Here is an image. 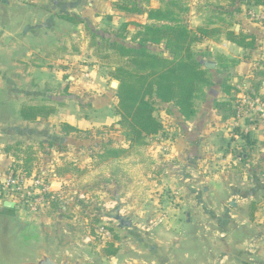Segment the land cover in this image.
Wrapping results in <instances>:
<instances>
[{"label":"rangeland","instance_id":"1","mask_svg":"<svg viewBox=\"0 0 264 264\" xmlns=\"http://www.w3.org/2000/svg\"><path fill=\"white\" fill-rule=\"evenodd\" d=\"M134 1L136 5L139 4L143 8V4H140L139 0ZM176 2L173 10L177 11L181 19H184L188 25L187 7L181 1L176 0ZM204 3L214 7L215 1ZM238 7L247 8L240 0L236 2L234 9ZM247 10H250V17L252 14L254 15L252 17L254 19L256 14L253 9L248 8ZM137 24L139 23L131 27L128 25L124 31L119 28L120 26L115 27L109 31L110 34L102 36L132 45V35L138 29ZM80 30L83 31V26L80 27ZM115 33H119V35L116 36ZM86 36L88 39V35ZM67 37L64 35L60 39L69 42ZM158 48L161 47L155 45L148 47L154 52H159ZM42 57H46L45 53L39 52L37 48L26 51H18L16 48L11 51L9 63L13 69L15 82L5 88L0 84V126L9 132L11 129V132L17 131L16 128L21 130V126L25 124L19 114L21 104L46 103L52 105L53 103L59 113L48 119L45 118L39 123L34 121L35 123L31 122L27 125L33 129L29 137H36L35 128L38 130L41 128L39 135L42 137L40 138L48 142L52 138L57 139L55 132H57L59 124L56 123L62 118H67V115L71 114L69 111L76 107L71 103V98H68L71 91L69 92L67 87L65 92L62 87L64 83L69 84L71 81L66 79L69 73L63 74L62 72L64 70L63 62L66 59L62 63L57 61L51 62V64L48 63L49 60H45L47 64L41 65ZM37 63L43 67H36L34 64ZM108 69L106 66L99 68L97 73L104 77L105 91L111 100L110 97H114L113 90L116 89L110 84L114 79L108 75ZM49 77L59 82L58 90L55 86L51 90L44 91L45 86L37 84V87L42 89L46 96L44 99H48V101L34 98L36 86L32 84L36 83L35 80L41 82ZM82 77L86 80L92 78L89 73L83 74ZM260 77L264 78V76ZM237 86L244 89L240 84ZM235 88L240 92L238 87ZM76 89V96H74L77 98L84 96L86 92L88 94L86 98H90L93 93L92 89H88V91L78 87ZM241 93L233 100L236 111L240 102H247L250 98H254L249 96L247 91ZM63 103L68 105L67 108L61 107ZM79 103L82 106L90 105L89 99L83 102L80 98ZM69 104L73 105V108L69 107ZM158 104H156V114L161 120H164L162 113L164 114L166 109L158 107ZM86 109L82 110V115L88 114ZM77 112L80 111H72L75 119L81 117ZM103 115L107 117L105 120H109V117L112 118L114 115L113 103ZM239 116L247 119L249 124L255 122L252 120L261 119L256 115H253L255 117L248 116L246 112L239 113ZM68 118L71 119V116ZM92 118H97V116ZM100 119L102 120L101 117ZM5 124H12L11 126L15 127L10 129ZM119 128L118 121L110 122L107 125L92 126L89 129L79 128L80 131L71 132L70 137H60V140L57 141L59 145L56 147L49 149L45 145L40 148L38 156L41 161L32 166L33 171L31 170L29 175L23 172L21 167L16 171L12 170L13 153L9 156L4 152L5 145L16 142L13 139L17 132L1 135L0 231H8L16 244L26 249L29 245L40 241L41 231H50L51 234H48L52 238L61 236L64 241V250L67 253L81 254L89 261V264H129L132 261H137L140 251L135 240L139 237H151L164 247L170 245L175 249L178 247L177 250L180 254L184 252L187 255L195 256L198 249L201 248L203 240L210 239L214 232L207 219L203 217V214L201 215V206L215 205L219 210L224 209L225 212L233 210L236 205L235 199L229 197L227 193L232 192L229 188L240 191L239 186L241 188L242 184L240 174L243 175L248 170L242 165L244 163L240 161V157L245 156L252 161L251 154L258 150L257 144L254 143L256 148L251 149L236 131V134L230 132L229 135L221 139L220 154L235 155L237 165L231 166L232 163L229 165L230 161L220 165L213 164L214 159L210 158L211 163L207 164L208 162L205 161L206 163L199 166L184 158L182 161L177 154L171 155L166 140L174 141L175 138H169L168 134L158 137L150 136L145 145L129 147ZM49 131L53 133H49ZM60 131L59 133L62 134ZM238 131L246 134L245 129ZM17 135L23 136L20 133ZM108 141H110V146L121 147L125 151L118 157L110 156L98 161L97 155L102 152ZM67 142L70 145H67ZM232 151H235L234 154ZM211 152L214 150L207 149L203 151V156L206 158ZM62 161L68 164H64ZM15 164H22V162L17 161ZM57 165L61 167L60 171L55 170ZM251 168L252 171L249 172L253 197L249 198V203L245 201V203L247 202L246 207L243 205V207L239 206V209L237 207L235 209H238L236 213L244 217L247 222L243 221V227H241L245 234L242 235L240 229L238 232L244 238H252L251 249L255 252L254 259L248 262L233 261L231 264H264V226L262 227V223H260L264 219V210H261V201L264 200L261 199V182H263L261 173L263 171L259 169L261 166L257 163H253ZM192 173L198 174L202 178H194L195 176L191 178ZM18 174H23V177L14 178L12 183H6L7 177L11 175L16 177ZM179 174L184 175V179H180ZM206 175H209L210 178L206 179ZM52 180L57 181L58 184H54L57 187H52V184L55 183ZM247 180L245 184H249ZM228 183H236V187L232 185L228 188ZM45 185L49 188L47 191L42 190ZM19 186L26 190L32 188L33 196L37 194V197H33L32 205L28 204L26 196L22 195L21 189H18ZM207 191L215 192L217 197L213 199L215 195L209 196ZM4 202H13V204L5 206ZM249 212H252V217H249ZM117 216L130 219L133 224L131 229L121 228L116 219ZM241 220H236L237 226L240 225ZM112 249L115 250V253H108Z\"/></svg>","mask_w":264,"mask_h":264},{"label":"crops","instance_id":"2","mask_svg":"<svg viewBox=\"0 0 264 264\" xmlns=\"http://www.w3.org/2000/svg\"><path fill=\"white\" fill-rule=\"evenodd\" d=\"M180 1L185 7H187V21L189 28L194 29L199 26H208L212 28L217 27L221 30V34L217 40L208 38L193 45L195 56L202 65L204 62L212 63V67L208 68L203 65V67L208 69L210 73L212 85L205 89L203 99L197 101L196 113L190 119H185L173 104L159 102L157 106L166 109L164 114L162 113V116L164 115V120H161L163 122V129L156 135H153V137H158L163 134H168L171 139L174 137V141L166 140V143L171 151V155H179L182 161L184 158L189 162L201 166L206 163L205 161L208 162L207 164L211 163L209 160L211 158L214 159L213 164L220 165L221 163L230 161L229 165L232 163L231 166H235L237 165L235 155L233 156L230 153L220 154V150H222L220 144L222 141L221 139L222 137L225 138L229 135L230 132H232L231 134L235 133L234 129L236 127L240 130L245 129V133L248 134L251 140L255 141V144H257L258 150L253 151L254 153L251 154L252 161L248 160L246 157L244 164H242L245 168H248V170L247 172H244L243 175L240 174L242 177L240 179L242 180L241 188L239 186L240 191L235 190L234 188H229L232 185L236 187V183H228V188L232 190V192L227 193V195L235 199L234 201L236 205L234 206L238 209L239 206L243 207L244 205L246 207L247 202L245 203V201H248L250 197H253L252 185L250 184V172L252 171L251 166L253 163L260 165L261 168L259 169L263 171L261 173L263 180V182H261V199H264V116L261 117V119L252 120L255 122L249 124L247 119L245 120L244 117H240L238 114L235 117H225L221 111L214 107V103L216 101L227 100L229 97V95L221 90V83L225 78L230 84L235 85V87L240 89V92L237 91V96H240L242 91H247L252 82H261L259 94L264 95V78L256 75V72L264 69V20L258 18L259 16L261 17V15H264V13L262 12L261 6L255 5H246L247 8H242L240 12H232L234 7L226 5L223 0H214V7L211 4L207 3V5H205L206 3H204L211 0H178V2ZM117 2H119V0H0V14L4 16L3 18H6L9 21L12 29L21 28L29 19H41L44 21L48 17H51L55 20L54 28L46 30L45 33L43 30L41 35L38 34L40 35L39 37H29L20 47L17 48V50L26 51L31 48H37L39 52L43 53L45 48L52 44L64 46L66 48L65 52L56 58L42 57L41 62L43 61V63H41V65L47 64L45 60H49L48 63L51 64V62L57 61H59L58 63H62V61L66 59L65 62H63L64 70H62V72L63 74L69 73V75L66 76V79L71 81L69 84L64 83L62 87L65 92L67 87V90L69 92L71 91V95L69 94L68 98H71V103H73L76 108H73V105L71 104H69V107L74 110H79L80 112L77 113H79L81 117L76 119L73 118L72 111L74 110H68L71 114H68L67 116H71V119L68 117L65 119L62 118L56 124L66 122L77 128L89 129L92 126L107 125L110 122L118 121L119 117L115 113L112 115V118H108L109 120H105L107 117L103 115L106 114L107 108L112 106V103L113 107L116 104L115 90H113L114 97H110V100L107 91H105L104 77L97 73L99 68L101 69L105 66H102L96 61L87 50L88 39L86 36H89L88 33L90 32L100 35L110 34L109 31L111 29L119 27L125 22L129 23V27L134 26L136 23L144 24L148 22L147 14L145 12L134 13L123 11L116 7ZM170 2V0H139V3L143 4V10L147 8L165 7ZM216 5H222L224 8H228L227 10L229 13L222 12V9L220 7L217 8ZM248 8L253 9L255 12L256 16L254 19L252 18L254 17L253 14L252 17L249 16L250 10H247ZM81 26H83V31L80 30ZM224 29L225 31L233 29L236 34L243 33L253 35L256 42L255 48L251 50L244 49L227 40ZM64 35L65 37L68 36L67 41L69 42L61 41L62 39L60 38ZM76 41L79 42L76 43ZM150 45L155 44H149L148 47ZM155 46L161 47L160 49L158 48V51L161 54L165 56L168 55L167 51L163 49L162 44H157ZM34 65L40 68L43 67L38 63ZM87 73L92 76L91 79L86 80L82 77L83 74ZM35 82V84H32L36 86V96L34 98H41L39 100L46 101H48V99H44L46 96L42 89L37 87V84L45 86L44 91L51 90L59 85V82L57 80L54 81L51 77L41 82L35 80ZM237 83L243 86L244 89L237 86ZM76 87L85 91L92 89L93 93L91 92L92 95L90 98H86L88 95L86 94L87 92L84 93V96H78L77 98L75 97V92L77 91ZM99 91L100 93H98ZM80 98L83 102L88 101L89 99L90 105L82 106L81 103H79ZM49 100L53 101L51 99ZM52 105L54 104L52 103ZM232 105L234 108L233 101ZM67 106L68 105L65 103L61 105L62 108H67ZM84 109L88 110L87 113L89 115L81 114ZM57 110L58 108H56L55 112L48 118L59 113ZM96 116L97 118H92ZM41 120L44 119H37L35 122L39 123ZM23 121L26 126L28 123L31 124L30 121ZM39 129L41 130V128ZM59 131L60 129L57 127V132H55V134H57V139L55 140V138H52L48 142H45L40 138L42 135L39 134H37L36 137L31 138L22 137L16 141L32 145L42 143L43 146L47 145L50 149V147L52 148L59 145L57 141L60 140V137L65 138L71 136V133L66 134L60 131L62 133L60 134ZM49 133L53 132L49 131ZM235 134L234 136H236ZM67 145H70L69 142H67ZM255 146L256 145H253L249 148L254 149L256 148ZM207 149L214 150V152H211V154H208L205 158V156H203V151ZM234 152L235 151H232L233 154ZM218 154H220V156H218ZM40 161L41 158H39V162ZM228 172L231 173L230 171ZM178 176L181 177L180 179H184V175L182 176L179 174ZM190 176H192L191 178L194 176V178H202V176L193 173ZM205 178L208 179L210 176L206 175ZM56 180H52L55 181V183L52 184V187L58 184ZM246 180L249 181V184H245ZM215 194V192L210 193L207 191V195L209 196ZM216 197L217 195H215L213 199ZM262 201L261 210H264V200ZM238 209H234L233 212L237 217V221L242 219L240 226L243 227L242 222H247L244 217H241L239 216V213H236V210ZM260 223H262L261 226L263 227L264 219Z\"/></svg>","mask_w":264,"mask_h":264},{"label":"trees","instance_id":"3","mask_svg":"<svg viewBox=\"0 0 264 264\" xmlns=\"http://www.w3.org/2000/svg\"><path fill=\"white\" fill-rule=\"evenodd\" d=\"M170 1L165 7L144 10L134 0H119L116 3V7L123 11L147 14L148 22L137 24L138 29L132 35V45L93 32L88 36L87 50L102 66L108 67V75L118 81L114 113L119 117V129L129 147L145 145L148 137L162 131L163 122L156 114L157 103H171L185 119H190L196 113L197 101L203 99L205 89L212 85L210 73L196 58L193 45L208 38L217 40L220 30L208 26L189 28L177 11L173 10L176 1ZM223 1L226 5L235 7L239 0ZM240 1L245 5L261 6L264 13V0ZM216 7L229 13L228 8L222 5ZM240 10L239 7L233 8L232 12ZM128 25L125 22L119 28L124 31ZM224 32L227 40L244 49L251 50L256 46L253 35L236 34L233 29ZM149 44H162L168 55L149 50ZM65 49L64 46L52 44L45 48L44 53L46 57L56 58ZM256 75L264 76V71L259 70ZM260 85L261 82H252L247 94L257 96L264 102V95L259 94ZM221 90L229 97L227 100L216 101L214 107L225 117L237 116L232 105V101L237 98L238 90L235 85L225 78L221 83ZM55 110L54 105L46 103L21 104L19 114L23 120L34 122L48 118ZM59 127L66 134L80 131L66 122L59 123ZM234 130L249 147L254 145L255 141L248 134L239 132L237 127ZM109 143L110 141L105 143L102 152L97 155L98 161L110 156L118 157L125 151L124 148L110 146ZM41 147L42 143L32 145L16 141L5 145L4 152L9 156L13 153L12 170L16 171L21 167L29 175L33 171L32 166L39 163L38 153ZM245 160V156L240 157L243 163ZM17 161L22 164H15ZM55 170L60 171L61 167L57 165ZM251 213L249 212V217H252ZM108 253L114 254L115 250Z\"/></svg>","mask_w":264,"mask_h":264},{"label":"water","instance_id":"4","mask_svg":"<svg viewBox=\"0 0 264 264\" xmlns=\"http://www.w3.org/2000/svg\"><path fill=\"white\" fill-rule=\"evenodd\" d=\"M0 84L5 88L11 86L15 80L13 69L9 63L11 51L21 46L29 37H39L43 30L54 28L55 20L48 17L44 21L41 19L28 20L21 28L12 29L9 21L0 14ZM40 34V35H38ZM208 68L212 63L204 62ZM111 86L116 89L118 81L112 80ZM10 129L15 126L5 124ZM18 128L17 132L29 137L33 129L25 124ZM12 130V129H11ZM0 126V136L12 134ZM35 134H41L35 128ZM31 138V137H30ZM213 202V201H212ZM12 203L4 202L5 206H12ZM235 207H233V210ZM219 210L215 205L201 206V215L213 227L214 232L210 239H204L197 254H186L178 252V247H164L161 243L151 237H139L135 242L140 251L139 259L129 264H231L233 261L248 262L254 259V251L251 249V240L242 236L245 234L241 226L236 225L237 217L232 211ZM118 224L121 228L131 229L132 221L124 216H117ZM240 229V234L238 230ZM47 233V234H46ZM50 231L40 232V241L29 245L28 249L17 245L13 236L8 231H0V264H89V261L81 254L71 255L64 250L61 236L52 238Z\"/></svg>","mask_w":264,"mask_h":264},{"label":"built area","instance_id":"5","mask_svg":"<svg viewBox=\"0 0 264 264\" xmlns=\"http://www.w3.org/2000/svg\"><path fill=\"white\" fill-rule=\"evenodd\" d=\"M27 1H32V0H27ZM261 18L264 20V15H261ZM248 104H249V106L247 107ZM237 112H238V115H239V113L241 114V113L246 112V114L248 116L252 115V117H255L253 115H256L259 117H263L264 116V102H262L257 97L250 98L247 102L242 101L238 104ZM21 176L23 177V174H18V175H16V177L11 175V176L7 177L6 183H12L14 178L16 179V178H19ZM23 180H22V182H23ZM18 189H21L22 195L26 196L28 204L32 205L33 204V202H32L33 197H37V194L35 196H33V194H32L33 189L29 188L26 190L25 188H23L21 186H19ZM48 189H49L48 186L45 185V188H43L42 190L47 191Z\"/></svg>","mask_w":264,"mask_h":264}]
</instances>
